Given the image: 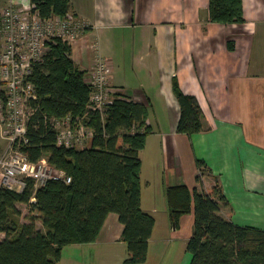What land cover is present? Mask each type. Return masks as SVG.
<instances>
[{
  "label": "crops",
  "instance_id": "crops-1",
  "mask_svg": "<svg viewBox=\"0 0 264 264\" xmlns=\"http://www.w3.org/2000/svg\"><path fill=\"white\" fill-rule=\"evenodd\" d=\"M208 1L70 0V12L87 24L71 44L74 62L88 74L91 45H96L111 66V85L148 104L153 130L139 153L141 207L155 223L141 264H160L172 239L186 250L193 214L183 215L175 228L165 190L182 183L200 189L197 159L205 162L202 184H218L226 197L220 214L264 229V0H243L241 24L204 21ZM10 3L28 6L31 1L0 0V11ZM128 71L146 75L148 83L129 86ZM174 75L201 106L205 126L200 132L176 131L180 110ZM122 231L117 213L111 212L96 241L67 245L54 264H125Z\"/></svg>",
  "mask_w": 264,
  "mask_h": 264
},
{
  "label": "trees",
  "instance_id": "trees-1",
  "mask_svg": "<svg viewBox=\"0 0 264 264\" xmlns=\"http://www.w3.org/2000/svg\"><path fill=\"white\" fill-rule=\"evenodd\" d=\"M43 18L65 16L70 0H30ZM204 21L220 24L243 23V0H209ZM229 48L233 45L229 42ZM32 81L38 107L27 123L28 143L20 149L32 162L45 157L55 169L71 178L48 179L35 188L27 178L22 191L0 187V264H54L64 247L96 241L111 212L123 224L127 243L125 264L147 259L149 238L155 218L141 207V158L147 135L148 104L117 92L103 118L89 110L91 87L86 71L72 59V45L61 38L50 43L42 62L34 67ZM172 90L179 105L176 131L191 135L204 129L203 111L197 99L184 93L177 77ZM70 115L93 130L91 143L83 148H65L56 143L53 118ZM197 166L204 168L202 159ZM198 187L168 186L165 198L175 228L183 215L193 214L192 232L186 243L189 264H264V229L238 225L220 214L226 203L221 187L206 188L197 176ZM18 204L28 208L21 222ZM40 221L42 228L36 226Z\"/></svg>",
  "mask_w": 264,
  "mask_h": 264
},
{
  "label": "built area",
  "instance_id": "built-area-1",
  "mask_svg": "<svg viewBox=\"0 0 264 264\" xmlns=\"http://www.w3.org/2000/svg\"><path fill=\"white\" fill-rule=\"evenodd\" d=\"M87 24L71 12L65 16L41 17L37 10L10 3L0 11V139L6 146L0 151V187L22 191L27 178L34 180L35 188L48 179L71 178L51 166L45 157L32 162L20 146L28 143L27 123L37 110V89L32 81L36 64L43 61L50 43L61 38L72 44L86 30ZM94 59L86 82L91 87L89 110L103 118L108 104L118 88L111 85V66L92 44ZM70 115L53 118L52 128L56 143L65 148H83L91 143L93 130L82 119Z\"/></svg>",
  "mask_w": 264,
  "mask_h": 264
},
{
  "label": "rangeland",
  "instance_id": "rangeland-1",
  "mask_svg": "<svg viewBox=\"0 0 264 264\" xmlns=\"http://www.w3.org/2000/svg\"><path fill=\"white\" fill-rule=\"evenodd\" d=\"M85 29H87V26ZM130 53L131 52H129V54L125 53V56H130ZM125 79H126V82L129 84V86L137 85L139 80H141L144 85L148 83L146 75H140V74L136 75L135 72L132 73L130 71H128V76ZM116 88H118L121 91L120 86ZM121 93H125V92L121 91ZM160 110H158L157 112L158 114L160 113ZM0 142L3 144L2 148H0V151H2L4 147L6 146L7 141L0 139ZM202 170H204V168L199 167V174L201 176H202ZM18 207L20 208L22 212L21 218H20L21 222H27L28 221V219L26 218L27 213H28L27 206L25 204H20L18 205ZM36 226L39 228H42L41 222L36 221ZM3 237H4V233H0V239ZM189 259H190V252H188L187 250L184 251V244L182 243V241L180 240L177 241L176 239H172L168 241L166 253H164L162 262L160 264H187Z\"/></svg>",
  "mask_w": 264,
  "mask_h": 264
}]
</instances>
